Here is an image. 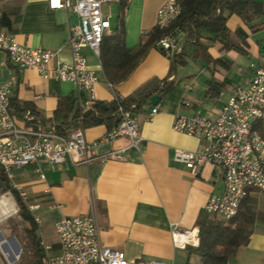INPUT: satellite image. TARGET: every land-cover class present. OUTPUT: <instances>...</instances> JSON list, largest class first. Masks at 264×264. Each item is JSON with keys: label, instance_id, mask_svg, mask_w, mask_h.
<instances>
[{"label": "crops", "instance_id": "1", "mask_svg": "<svg viewBox=\"0 0 264 264\" xmlns=\"http://www.w3.org/2000/svg\"><path fill=\"white\" fill-rule=\"evenodd\" d=\"M164 1L128 0L127 3L103 5V11L110 15V32L104 35L98 54L88 47L81 49L97 76L95 100L108 102L116 95L129 97L149 78L169 76L167 54L170 52L158 47H151L130 74L116 84L108 80L101 59V52H104L110 69L118 60L127 63L128 57L108 49L105 39L122 26L125 47L135 51L156 26L157 10ZM3 17L10 24L4 23ZM258 21L260 26L252 31L236 14L227 19L229 29L243 34L246 53L221 49L217 42L206 49H197L193 58L194 47H182L181 44L177 51L182 53L183 63L169 76L176 83L174 88L158 99L156 105L150 100L135 113L140 123V141L136 147H128L129 140L125 136L106 138L112 128L109 130L105 124H99L83 128L86 140L95 143L96 158L90 163H73L69 159L56 163L39 159L36 163L12 169L11 185L27 204H39L31 215L39 218L37 233L43 247L51 245V252L58 248L54 221L63 216L93 214L100 242L123 251L130 260L157 258L172 264H189L192 260L195 264L200 263L194 252L196 246L175 245L171 230L173 225L179 230L198 229L196 219L210 195L222 191V177L211 164L192 173L174 160L175 150L194 151L204 141L175 131L173 122L177 114L189 116L197 108L204 113L218 109L226 100H220V95H229L235 85L244 84L254 66L264 62V18ZM78 23L75 11L51 9L48 0H0L1 29L28 47L58 50L57 59L64 62L71 60L67 46L69 28ZM216 58L231 62L230 68L213 62ZM12 78L15 80L11 84V97L38 110L41 119L36 118V125L45 131L51 129L53 113L59 104L68 110L65 98L77 99L73 83L45 79L34 68L18 67L0 50V82ZM210 82L217 83L220 89L209 97L206 89ZM183 98L190 99L192 105L183 106ZM153 107L158 111L148 117ZM15 117L21 127L29 122L26 114ZM113 151H117L118 157H105ZM248 195L255 199L262 216L253 223L248 243L238 249L228 264H264V188L251 189ZM7 198L4 197L5 204L13 207V200Z\"/></svg>", "mask_w": 264, "mask_h": 264}, {"label": "built area", "instance_id": "2", "mask_svg": "<svg viewBox=\"0 0 264 264\" xmlns=\"http://www.w3.org/2000/svg\"><path fill=\"white\" fill-rule=\"evenodd\" d=\"M121 2L127 3L128 0H48L49 8L72 9L79 17V23L69 28V62L57 59L58 50L28 47L1 28L0 50L18 67L34 68L45 79L56 78L73 83L80 108L86 111L95 101L97 76L81 49L88 47L94 53H99L104 35L110 32V15L102 7ZM180 12L179 0H165L157 10L156 27L167 28ZM182 41V33H169L157 41L156 47L172 53L181 47ZM14 80L0 82V166L9 179L12 178L14 167L36 163L39 159L56 163L69 159L73 163L88 164L96 158L93 149L95 143L86 140L83 127L59 135L53 129L45 131L29 124L19 126L17 118L9 109ZM114 98L123 100L124 97L116 95ZM181 104L190 107L192 101L183 98ZM157 111L153 107L147 116L151 117ZM120 115V121L107 133L106 138L125 136L129 140L128 147H136L140 141L139 119L128 110H120ZM27 119L33 117L27 114ZM173 129L204 141L194 151L175 150V161L182 163L192 173L205 164H211L222 177V191L210 195L204 210L227 220L235 217L239 205L250 190L264 188V62L254 66L252 75L244 84L231 89L218 109L204 113L197 108L189 116L177 114ZM105 157H118L117 151ZM3 207L6 204L0 202V222L17 213L15 209L3 214ZM27 207L32 214L39 204H27ZM33 218L36 223L39 222L37 216L33 215ZM53 226L58 248L56 252H51V245L44 246L46 258L43 264H172L157 258L130 260L123 251L103 245L93 214L63 216L54 221ZM171 237L173 243L180 246H197L199 241L198 229L179 230L177 225H173ZM180 237L185 239L178 241ZM6 242L15 249L9 237L0 239V253L6 263H19L22 248L19 254L4 251L1 246ZM11 254L15 256L14 261H10Z\"/></svg>", "mask_w": 264, "mask_h": 264}, {"label": "trees", "instance_id": "3", "mask_svg": "<svg viewBox=\"0 0 264 264\" xmlns=\"http://www.w3.org/2000/svg\"><path fill=\"white\" fill-rule=\"evenodd\" d=\"M179 4L181 7L179 16L165 29L155 26L148 37L133 52L124 45V28L122 26L117 33L105 39L108 49L112 48L128 57L127 63L122 59L118 60L110 69L106 64L104 52H101L104 71L111 83L116 84L124 80L143 59L147 51L151 47H156L157 41L169 33L180 32L183 34L182 47H194L193 58H195L197 49H206L209 44L217 42L221 45V49L246 53V40L240 31L227 27L228 17L231 14H236L252 31L258 29L260 26L258 20L264 18V0H179ZM3 20L4 23L10 24L6 17H3ZM167 55L170 59L168 71L170 76L175 72L176 67L183 63V55L180 51H174ZM212 61L226 69L231 66V62L225 58H216ZM169 76L161 79L158 77L149 78L123 100L115 98L108 102L95 100L86 111H82L80 104H77L78 98L68 96L65 98L69 105L68 110H64L59 104L53 113L51 129L59 135H66L77 127L87 128L105 124L110 130L120 121V110L137 113L149 103L152 96L156 95L158 99H161L172 90L176 83L174 79H169ZM219 89L220 86L217 83L210 82L206 89V96H214ZM9 109L13 115L20 117L29 114L33 119L29 120L28 124L37 126L36 118H40V112L31 104L17 101L11 97ZM5 191L11 192L19 206L16 214L22 226V234L19 235L22 253L18 264H43L46 253L37 233V223L28 210L22 195L11 185L8 176L0 166V192ZM260 216L262 215L256 208L255 199L248 194L239 205L237 215L231 219H223L217 215L209 214L205 210L201 211L196 219L199 241L194 249V252L199 256V264H228L238 249L248 243L252 225ZM12 232L15 234L13 229Z\"/></svg>", "mask_w": 264, "mask_h": 264}, {"label": "rangeland", "instance_id": "4", "mask_svg": "<svg viewBox=\"0 0 264 264\" xmlns=\"http://www.w3.org/2000/svg\"><path fill=\"white\" fill-rule=\"evenodd\" d=\"M227 97H228V94L225 93L224 95L221 94L219 98H220V100H223L224 98H227ZM1 195H4V197H8V198L13 200V205L14 206H13V210H11L10 212H13L15 209H16V211L19 210V206L17 205V203H16L15 199L13 198V196H12L10 191H5V192H2V193L0 192V196ZM9 209H11V208H9ZM12 229L14 230L15 234L12 232ZM0 232L2 233V235L5 238H7V237H9L11 235H14L17 238V240L20 243V245H21V239H20L19 235L22 234V226L20 225V220H19L17 214H13L10 217H8L7 219H4V220H2L0 222ZM192 261L190 263L191 264L192 263L195 264V261H193V262ZM0 264H7L1 253H0Z\"/></svg>", "mask_w": 264, "mask_h": 264}, {"label": "bare ground", "instance_id": "5", "mask_svg": "<svg viewBox=\"0 0 264 264\" xmlns=\"http://www.w3.org/2000/svg\"><path fill=\"white\" fill-rule=\"evenodd\" d=\"M7 199H9V198H7ZM4 200H5V199H4V195H3V196L0 197V202L5 203ZM9 208H11V209H9ZM11 210H13V207H9L8 205H6V207H3V208H2V213H3V214H7V213L10 212ZM183 239H185V238L180 237V238H178V241H181V240H183ZM1 248H2L4 251H8V252H10V253H14V252H15L14 247H12L11 244H10L9 242L4 243V245L1 246Z\"/></svg>", "mask_w": 264, "mask_h": 264}, {"label": "water", "instance_id": "6", "mask_svg": "<svg viewBox=\"0 0 264 264\" xmlns=\"http://www.w3.org/2000/svg\"><path fill=\"white\" fill-rule=\"evenodd\" d=\"M158 102V97L156 95L151 97V103L153 105H156ZM3 236L0 234V239H2ZM9 239L12 240L15 244V254H19L20 250H21V246L19 244V242L17 241L16 237L14 235L9 236ZM15 260V256L13 254L10 255V261H14Z\"/></svg>", "mask_w": 264, "mask_h": 264}]
</instances>
